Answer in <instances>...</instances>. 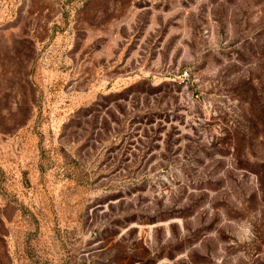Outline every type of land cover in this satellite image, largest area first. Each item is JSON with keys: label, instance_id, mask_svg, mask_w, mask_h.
<instances>
[{"label": "rangeland", "instance_id": "rangeland-1", "mask_svg": "<svg viewBox=\"0 0 264 264\" xmlns=\"http://www.w3.org/2000/svg\"><path fill=\"white\" fill-rule=\"evenodd\" d=\"M0 264H264V0H0Z\"/></svg>", "mask_w": 264, "mask_h": 264}]
</instances>
